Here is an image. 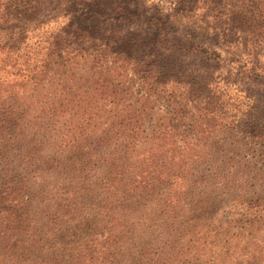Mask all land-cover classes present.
I'll return each mask as SVG.
<instances>
[{
	"label": "trees",
	"instance_id": "trees-1",
	"mask_svg": "<svg viewBox=\"0 0 264 264\" xmlns=\"http://www.w3.org/2000/svg\"><path fill=\"white\" fill-rule=\"evenodd\" d=\"M147 1L0 0V264H264V0Z\"/></svg>",
	"mask_w": 264,
	"mask_h": 264
},
{
	"label": "rangeland",
	"instance_id": "rangeland-1",
	"mask_svg": "<svg viewBox=\"0 0 264 264\" xmlns=\"http://www.w3.org/2000/svg\"><path fill=\"white\" fill-rule=\"evenodd\" d=\"M156 3V5H157V7H162V8H165V7H167V3L166 2H164V1H157V0H149V1H147V5H150L151 3ZM184 35V34H183ZM183 35H181L182 37H183ZM184 36H187L186 38H187V40L188 41H193V39H192V37L191 36H188V35H184ZM185 38V37H184ZM217 51H220V50H217ZM221 52V55H222V57H227L228 55L226 54V53H224L222 50L220 51ZM264 61V58L263 57H261V62H263ZM242 211V209L241 208H236V209H234V211H233V213H240Z\"/></svg>",
	"mask_w": 264,
	"mask_h": 264
}]
</instances>
